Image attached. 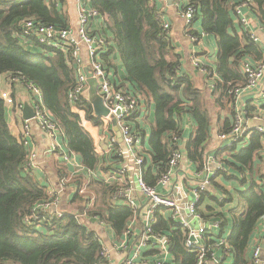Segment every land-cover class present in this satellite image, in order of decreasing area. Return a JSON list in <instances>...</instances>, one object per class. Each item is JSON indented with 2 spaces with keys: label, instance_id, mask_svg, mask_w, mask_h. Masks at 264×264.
Instances as JSON below:
<instances>
[{
  "label": "trees",
  "instance_id": "trees-1",
  "mask_svg": "<svg viewBox=\"0 0 264 264\" xmlns=\"http://www.w3.org/2000/svg\"><path fill=\"white\" fill-rule=\"evenodd\" d=\"M240 1L188 0L187 3L195 9L193 21L200 19L203 31L217 39L220 62L216 69L227 80L225 83L213 81L211 91L222 104L232 103V87L245 81L240 67L245 58L241 45L245 42L255 44L244 33L238 36L229 32L233 26L231 12ZM252 1L259 20L264 23V0ZM89 3L99 13L100 28H92L91 32L104 39L99 55L105 69L116 82L119 77L112 55L118 54L126 77L120 88L135 95L139 101L140 109L131 119L137 122L139 116L145 118L151 100L156 103L157 127L150 138L154 151L151 161L156 172L165 168L171 152V147L167 148V139L181 134L185 114L193 116L197 124L193 138L185 146L187 156L201 162L210 138L211 117L203 107L201 92L186 77L177 74L179 61L171 44L172 30L169 36L162 35V13L156 11L153 0H89ZM60 14L61 11L46 0H0V76L6 74L11 81L18 79L25 85L37 87L42 93L44 107L62 128L68 148L80 155L85 168L95 169L100 157L67 101V91L75 82L68 56L60 49L40 44L34 37H23L20 32L21 22L28 18L68 27ZM187 31L190 35L196 33L192 28ZM228 73L232 76L228 77ZM228 81L232 84H227ZM161 103H164V109H160ZM6 109L0 96V264H106L100 256L99 235L86 219L80 223L72 214L65 213L59 219L44 223L40 229L23 223L30 208L37 202L46 201L48 195L29 173L23 171L27 150L11 134ZM230 114L233 120V108ZM236 147L234 144L216 151L222 156L227 172H219L208 188L220 189V199L210 198L227 208L226 214H216L222 229L211 234L210 240L224 235L231 246L232 264H247L250 237L264 215V189L257 180L264 174L257 173L250 165L240 166L242 176L247 171H244L245 167L250 173L248 186L242 187L246 181L242 177L234 193L219 188L217 177L236 178L233 175L239 154ZM92 183L96 194L92 208L86 209L87 216H99L117 235L121 234L131 217L130 208L111 203L110 186L98 180ZM207 194H210L208 190L202 193L197 206ZM73 201L83 204L84 197L76 194ZM39 215L47 217L49 214L39 210ZM228 222L231 226L227 232L224 226ZM156 228L169 238L170 264H176L177 260L182 264L188 258L189 264H194L195 254L184 246L185 233L180 225L159 217Z\"/></svg>",
  "mask_w": 264,
  "mask_h": 264
},
{
  "label": "built area",
  "instance_id": "built-area-1",
  "mask_svg": "<svg viewBox=\"0 0 264 264\" xmlns=\"http://www.w3.org/2000/svg\"><path fill=\"white\" fill-rule=\"evenodd\" d=\"M175 1L179 6V12L186 19V29H193L195 9L187 3L180 6L181 0ZM234 13L240 32L252 42L258 43L260 40L258 33H264V25L256 24L253 29L250 15L255 14L254 2L241 0L235 5ZM95 18H99L97 10L80 3L77 6V26L74 28L58 27L28 18L21 22L20 32L23 37H34L40 44L60 49L66 53L67 61L73 67L75 74L74 85L67 91V101L72 111L76 113L80 126L90 135L95 152L111 154V162L105 167L98 165L95 169H86L89 178L111 187L113 205H124L131 210V217L121 234L117 235L113 230L115 238L111 241L110 247L117 251H126L117 264H170L172 255L169 238L162 233V230L156 228L159 217L180 225L184 230V246L195 254L194 264L230 262L232 252L226 237L221 235L210 240L211 234L222 229L221 220L203 222L199 219L197 203L202 193L211 184L212 178L219 172L227 171L222 156L216 153L217 149L224 148V143H227L225 147L238 144L245 135L251 132L247 118L244 116L241 93L258 92L256 99L264 100V55L256 61L247 58L242 60L240 67L245 79L244 85H236L231 89L233 122L229 130L217 135L219 145L213 151L206 153L201 167H195L191 173L189 168L181 167L185 157L187 158V152L179 147L180 135L174 134L169 138L171 152L166 166L158 173L153 167L155 183L151 184L145 179L147 165L140 125L138 119H136L137 122L131 119V116L140 109L139 101L135 95L126 93L117 87V83L112 80L105 69L99 55V51L104 46V39L92 33L90 27L91 21ZM161 18L162 35L169 36L170 22L164 18L163 14ZM204 34L205 32L202 31L190 35L191 42L200 45ZM82 50L85 51L89 71L97 81V93L102 97L103 105L107 109L104 115H97L86 97L88 83L83 68ZM192 63L205 77L211 79L210 88H212L214 79H217L214 70L195 56H192ZM26 87L31 94L34 117L29 120L23 119L21 135L18 138L27 150L23 171L29 173L35 165L37 152L33 146L34 139L30 124L31 120H35L39 128L51 139L48 151L61 153L60 163L64 172L59 182L62 189L68 188L71 172L66 171V166L71 165L76 170L85 169V167L76 160L74 151L68 147L69 151H64L61 143L57 141V136L65 139V135L62 128L54 121L51 112L44 107L41 91L32 84H26ZM0 96L4 100L6 110L17 109L21 112L20 117L22 118L23 104L17 103L7 91H1ZM83 98L86 99L84 102ZM262 117L264 119V115ZM253 129L264 134V124L257 125ZM257 180L264 189V176ZM70 187L75 195L80 194L84 197L83 206L86 219V209L92 208L95 196L88 193L87 182ZM137 190L143 195L140 201L136 198ZM47 195L46 201L35 203L23 217L25 225L40 229L44 223H50L65 214L55 209V213L47 217L39 215V210L48 211L53 205L55 208L60 205L59 192L50 190ZM186 196H190V202L186 205L187 211L192 218L201 221L197 226L182 213L181 199ZM72 215L78 219L77 215ZM87 217L95 219L102 225L107 224L97 215ZM134 223H137L138 227H134ZM262 224L264 220L260 219L250 237L247 264H264V226ZM100 243V256L108 264L110 253L101 240ZM147 250H152L156 255L153 258L146 257Z\"/></svg>",
  "mask_w": 264,
  "mask_h": 264
},
{
  "label": "crops",
  "instance_id": "crops-1",
  "mask_svg": "<svg viewBox=\"0 0 264 264\" xmlns=\"http://www.w3.org/2000/svg\"><path fill=\"white\" fill-rule=\"evenodd\" d=\"M47 4H54L56 8H58L61 11L60 16L64 19V22L66 21L67 25L69 27H76L77 26V6L78 4L82 3L86 6H90L89 0H46ZM156 6V11L159 13H162L164 18H166L170 24H171V30H172V40L171 44L175 49V53L178 56V64H177V74L182 77H186L188 81L193 85L194 88L198 89L202 94V103L204 109L208 112L209 116L211 117V130H210V138L208 140L207 147L205 148L203 152V158L202 161H193L192 159H189L185 157L184 162H182V168H189L190 173L192 170H195V167H201L203 164V161H205V155L207 152L213 151L217 146L219 145L217 135L222 131H226L230 128L233 120L232 116L230 114V109L232 108L231 103H225L223 104L216 99L215 94L212 95V89L210 88L211 79H208L204 76L203 73L200 72L198 68H196L192 63V56H195L196 58H199L203 63L209 65L214 72L216 73V78L214 81H218L220 83H225L227 80V77L225 78L220 73H217V64L220 62V54H219V46L217 43V39L209 33H205L202 37L201 44L196 45L191 42L190 44V56L188 57V54H185V48H184V34H189L186 28H182L180 21L178 20V17L180 16L179 12V6L174 0L172 4L168 2V0H153ZM188 3V0H181L179 3L180 6L183 4ZM232 16V24L233 26L229 29V32L231 34L236 33L238 36H242L240 32L239 25L235 22V13L234 9L231 12ZM250 20L253 24V29L256 24H263L264 23L259 20L257 13L250 15ZM101 23H99V20L97 18L93 19L91 21L90 27L91 30L100 28ZM193 30L196 33H200L203 31L201 27L200 19L193 21ZM184 33V34H183ZM259 42L255 43L254 45L251 43L245 42V44L241 45V47L244 48V54L243 56L251 61H256L259 58L264 55V33L259 32ZM82 57H83V68H88L87 65V59L85 55V51H81ZM113 63L116 67L118 80L117 87L120 88V83L125 82V68L118 56V54L112 55ZM228 77L232 76V74L228 73ZM232 81H228L227 84H232ZM236 85H244L243 83ZM233 86V87H234ZM232 87V88H233ZM1 91H7L8 93H12L14 96V100L19 103L21 102L23 105L29 104L31 105V94L28 91L25 84H23L18 79H14L13 81L10 80L9 76L6 74H3L0 76V92ZM258 92L253 91H246L241 93L242 98V105L244 109V116L247 118V124L250 127L251 132L243 137L241 141L237 144V147L235 150L239 154L236 157L235 164L237 167H234L233 169V175L236 176L235 179H225L221 176L216 178V183L218 184L219 188L223 187L224 189L230 191L231 193H234V188L239 187V181L242 177L243 179L246 178V181L242 187L248 186V180L250 179V173L245 167L244 171L245 174L242 176L241 170L238 168L240 166H247L250 165V167H253L257 173L264 174V134H260L258 132H255V129H253L257 125H263L264 124V102L259 101V99H256L258 97ZM257 95V96H256ZM86 97L88 98V90L86 93ZM256 99V100H255ZM164 103L160 104V109H164ZM21 112L17 109H10L7 111V122L9 126V130L11 134L19 138L22 131V124H23V118L20 117ZM143 116V115H142ZM183 126L180 134L179 139V147L186 150L185 146L187 143L193 138L195 131L197 129V124L194 122V118L191 115L185 114L183 116ZM260 117V118H259ZM138 123L140 127V131L143 135V145L145 148V156H146V173L145 177L151 182V184L155 183L154 179V173H153V160L152 153L153 148L151 146V135L154 127L157 125V107L155 101L151 100L150 106L147 110V116L138 118ZM31 124V130L33 135V146L34 149L37 152L35 165L34 167L29 171L30 175L45 189V192L48 194L50 190L55 191V186L52 180V177L57 179L61 178V175L64 172V169L62 167L61 161V153L59 151L57 152H49L48 148L51 144V139L48 137V135L43 132L37 122L35 120L30 121ZM157 127V126H156ZM57 141L61 143L62 149L64 151H69L67 148V142L66 139H64L61 136H57ZM164 140V138H163ZM167 148L170 149L169 145V138L167 139ZM76 153V152H75ZM245 154V156H243ZM100 157V163L99 167H105L111 162V154L104 153V154H98ZM258 155V156H257ZM248 156V157H247ZM252 156V158H251ZM76 160L81 164V158L78 153H76ZM82 165V164H81ZM66 166V165H65ZM227 169V167H226ZM66 171L70 175L69 184L70 186L74 184H80L82 182H87V191L90 195L95 196V190L93 188V180L89 178L87 174V169H80L76 170L71 165L66 166ZM227 172V171H226ZM65 174V173H64ZM264 176V175H263ZM68 187L71 191L66 195L65 200H61L60 202V209L63 207L64 204L67 205V207H77L82 205V203H77L73 201L75 194L73 193L71 187ZM208 192L210 194H207L204 196L202 202L197 206V211L200 214L199 219H201L203 222L207 220H214V219H220L219 216L216 214L223 213L226 214V208L227 206H219L216 201L212 200L211 197H217L221 198L222 193L220 189L215 188L214 186L211 188H207ZM143 195L140 191H136V198L140 201L142 200ZM54 207V208H53ZM58 208V207H57ZM55 205H53L47 213L53 214L55 213ZM260 219L264 220V215L260 217ZM259 219V220H260ZM196 224L199 225L201 221H198L194 219ZM86 221L89 222L91 229L96 232L99 235L100 240L104 243L103 245L108 249L110 255L108 256V264H117L125 255V252L117 251L115 249H112L111 241L115 238V235L113 233V230L110 226L102 225L95 219L88 218L86 216ZM134 227H138L137 223L133 224ZM230 222H228L227 225L224 226V231H227L230 229ZM264 226V224H262ZM217 232V231H215ZM149 251V252H148ZM191 254V253H190ZM146 257L153 258L156 254L152 250H147ZM182 261V260H181ZM190 258L183 261L182 264H189ZM230 263H233V260L230 261ZM176 264H180V261L177 260Z\"/></svg>",
  "mask_w": 264,
  "mask_h": 264
},
{
  "label": "water",
  "instance_id": "water-1",
  "mask_svg": "<svg viewBox=\"0 0 264 264\" xmlns=\"http://www.w3.org/2000/svg\"><path fill=\"white\" fill-rule=\"evenodd\" d=\"M86 76H87V83H88V100L91 104L92 108L94 109V112L97 115H104L107 113V109L104 107L102 102V97L97 93V81L92 76L91 72L89 71V68L85 67L84 69ZM34 117V110L31 105L24 104L22 109V118L24 120H29ZM55 190L59 192V197L62 200L66 199V195L70 193V189L67 187L61 188L60 182L52 177ZM54 208V207H53ZM58 210L69 213V214H75L78 217V220L80 223H83L85 221L84 216V206L83 204L77 207H67L66 204L63 205V207L60 209V206L57 208Z\"/></svg>",
  "mask_w": 264,
  "mask_h": 264
},
{
  "label": "rangeland",
  "instance_id": "rangeland-1",
  "mask_svg": "<svg viewBox=\"0 0 264 264\" xmlns=\"http://www.w3.org/2000/svg\"><path fill=\"white\" fill-rule=\"evenodd\" d=\"M173 1L174 0H168V2L170 4H172ZM178 20L180 21V24H181L182 28H186V19H185V17H183L181 15V13H180V16L178 17ZM183 41H184L185 54H188V57H189L190 56V44H191L190 34H184ZM262 102H264V100H262ZM225 146H227V143L223 144V147H225ZM177 196H179V195H177ZM189 202H190V196H186V197H183L181 199L182 213L184 214V216L187 219H190L191 221H193L194 224H196L194 218H192V216L189 214V212L186 209V205ZM225 264H231V263L229 261H226Z\"/></svg>",
  "mask_w": 264,
  "mask_h": 264
}]
</instances>
